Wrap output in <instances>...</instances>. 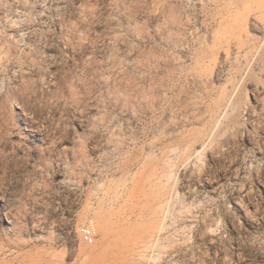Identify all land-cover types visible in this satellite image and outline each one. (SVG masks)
Masks as SVG:
<instances>
[{"label":"rangeland","instance_id":"obj_1","mask_svg":"<svg viewBox=\"0 0 264 264\" xmlns=\"http://www.w3.org/2000/svg\"><path fill=\"white\" fill-rule=\"evenodd\" d=\"M0 264H264V0H0Z\"/></svg>","mask_w":264,"mask_h":264},{"label":"built area","instance_id":"obj_2","mask_svg":"<svg viewBox=\"0 0 264 264\" xmlns=\"http://www.w3.org/2000/svg\"><path fill=\"white\" fill-rule=\"evenodd\" d=\"M80 240L85 245L94 244L97 234L93 220L88 219L85 224L79 229Z\"/></svg>","mask_w":264,"mask_h":264},{"label":"bare ground","instance_id":"obj_3","mask_svg":"<svg viewBox=\"0 0 264 264\" xmlns=\"http://www.w3.org/2000/svg\"><path fill=\"white\" fill-rule=\"evenodd\" d=\"M102 225H103L104 231L107 232V230H108V225H107L106 220H103V221H102Z\"/></svg>","mask_w":264,"mask_h":264}]
</instances>
